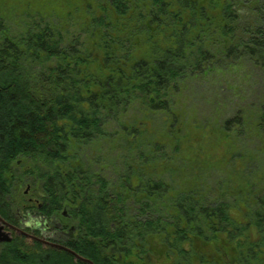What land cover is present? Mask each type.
<instances>
[{"label": "trees", "instance_id": "16d2710c", "mask_svg": "<svg viewBox=\"0 0 264 264\" xmlns=\"http://www.w3.org/2000/svg\"><path fill=\"white\" fill-rule=\"evenodd\" d=\"M229 67L259 101L189 117ZM259 155L264 0H0V264H264Z\"/></svg>", "mask_w": 264, "mask_h": 264}, {"label": "rangeland", "instance_id": "374dc122", "mask_svg": "<svg viewBox=\"0 0 264 264\" xmlns=\"http://www.w3.org/2000/svg\"><path fill=\"white\" fill-rule=\"evenodd\" d=\"M238 69L229 67L226 76L211 73L201 78L190 79L186 85L185 96L182 97L183 107L188 116L210 122V124H220L235 116L238 111H243L242 115L248 112L247 110L262 97L263 88L250 71L247 72L244 68ZM243 139L247 147L245 149L252 152L257 145L256 141L245 137ZM106 158L105 163H100L99 167L93 166V168L105 170L108 174L105 176L111 178L117 160L114 156ZM252 172H257V176H263L264 179L263 155H259L257 165ZM214 174H218V171H214ZM234 177L235 174H233ZM151 262L156 264V259H151Z\"/></svg>", "mask_w": 264, "mask_h": 264}, {"label": "water", "instance_id": "95a60500", "mask_svg": "<svg viewBox=\"0 0 264 264\" xmlns=\"http://www.w3.org/2000/svg\"><path fill=\"white\" fill-rule=\"evenodd\" d=\"M5 228H7L10 231L14 230L13 227H11L10 225H8L5 221H3L0 218V244H7V243H10L11 242L10 233L5 232ZM14 231L21 233V231L20 230H17V229L14 230ZM21 234H23V233H21ZM41 242L44 243L43 240ZM44 244H46L48 246H51L52 248L59 249V250H62L64 252H67L68 254H70L71 256H73L75 259H77V260H79V261H81L83 263L92 264L91 262L81 259L75 253L70 252L69 250L64 249L61 246L54 245V244H48V243H44Z\"/></svg>", "mask_w": 264, "mask_h": 264}, {"label": "flooded vegetation", "instance_id": "af4514ba", "mask_svg": "<svg viewBox=\"0 0 264 264\" xmlns=\"http://www.w3.org/2000/svg\"><path fill=\"white\" fill-rule=\"evenodd\" d=\"M13 229L16 230L15 227H13ZM20 229L23 230L24 227H21ZM14 230L9 231L7 228H5V232L10 233V236H11L12 233H18V232L14 231ZM22 230H21V231H22ZM41 235H42L41 237H43V238H45V239H49V238H50V235H51V232L46 231V230H43ZM67 235H68V234H65L66 237H67Z\"/></svg>", "mask_w": 264, "mask_h": 264}]
</instances>
